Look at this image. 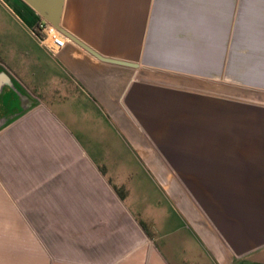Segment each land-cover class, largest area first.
I'll return each mask as SVG.
<instances>
[{
  "label": "crops",
  "instance_id": "0c3cea01",
  "mask_svg": "<svg viewBox=\"0 0 264 264\" xmlns=\"http://www.w3.org/2000/svg\"><path fill=\"white\" fill-rule=\"evenodd\" d=\"M40 21L0 0V264H264V0Z\"/></svg>",
  "mask_w": 264,
  "mask_h": 264
},
{
  "label": "water",
  "instance_id": "95a60500",
  "mask_svg": "<svg viewBox=\"0 0 264 264\" xmlns=\"http://www.w3.org/2000/svg\"><path fill=\"white\" fill-rule=\"evenodd\" d=\"M22 1L24 3H26L31 9L34 10L39 15L41 20L52 25L62 35L68 36V35H66L67 33H65V31L60 27V18H61L62 9H63L65 0H22ZM69 38H71V40H74V38H72L70 36H69ZM76 42L83 49H85L86 51H88L89 53L96 56L98 59H100L102 61L115 63V64H119V65H124L123 63H120L118 61H111V60L104 59V58L96 55L92 51H90V49H88L82 43H80L78 41H76ZM0 77H6V78L9 77L7 75V73L3 69H1V67H0Z\"/></svg>",
  "mask_w": 264,
  "mask_h": 264
},
{
  "label": "built area",
  "instance_id": "2783aa9c",
  "mask_svg": "<svg viewBox=\"0 0 264 264\" xmlns=\"http://www.w3.org/2000/svg\"><path fill=\"white\" fill-rule=\"evenodd\" d=\"M32 35L37 43L50 53L60 51L66 43L64 36L43 20L37 23Z\"/></svg>",
  "mask_w": 264,
  "mask_h": 264
},
{
  "label": "rangeland",
  "instance_id": "374dc122",
  "mask_svg": "<svg viewBox=\"0 0 264 264\" xmlns=\"http://www.w3.org/2000/svg\"><path fill=\"white\" fill-rule=\"evenodd\" d=\"M55 239H53V237H52V243H51V245L48 247L46 244H45V246L47 247V248H49L50 249V251L52 252V255H53V253H56V254H60V252H59V245H58V243L57 242H53L54 240H57V237H54Z\"/></svg>",
  "mask_w": 264,
  "mask_h": 264
}]
</instances>
